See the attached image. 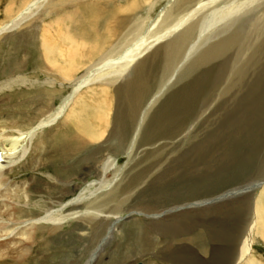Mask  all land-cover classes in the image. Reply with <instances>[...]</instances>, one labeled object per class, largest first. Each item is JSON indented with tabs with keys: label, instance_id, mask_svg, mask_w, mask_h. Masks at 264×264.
I'll return each instance as SVG.
<instances>
[{
	"label": "rangeland",
	"instance_id": "1",
	"mask_svg": "<svg viewBox=\"0 0 264 264\" xmlns=\"http://www.w3.org/2000/svg\"><path fill=\"white\" fill-rule=\"evenodd\" d=\"M9 1L0 0V25L10 19L5 11ZM22 1L14 0V12ZM135 1L139 5L130 3ZM152 1L154 6H150ZM165 1L46 0L19 26L0 35V87L20 75L36 78L32 84L15 83L0 90V98H4L0 99V124L16 117L15 113L24 116L27 106L39 105L42 97H48L44 66L38 63V46L42 28L47 27L52 33H57L59 28L64 30L54 22L59 13L80 7L89 18L96 11L98 24H94L97 30L93 32L101 40L103 28L117 7V29L122 30L121 38L117 37V56L135 46L145 50L135 60L142 61L140 67H134L132 62L122 74L112 73L114 68L107 69L100 81L81 89V102L88 106H101L105 102L110 107L111 125L99 142L74 151L66 160L61 154V141L64 135L72 134L70 123L62 131H57L56 123L37 135L35 140L46 141L35 170L37 182L33 193L40 197L29 203L37 202L40 207L39 203L45 201V180L49 178L46 173L60 174L70 186L81 184L79 177L85 173V185L101 178L97 168L103 166L102 160L108 156L117 164V180L106 189H97L98 184L90 187L95 193L82 204L71 206L60 225L39 223L35 247L25 264H84L88 260L89 264H222L224 253L233 249L235 259L238 241L231 245L227 237L235 235L240 239L252 216L253 202L264 190L260 184L241 196L222 195L234 187L264 181V169L261 170L264 164V5L251 9L248 17L241 18L236 46L207 62L190 64L196 51L157 98L149 102L165 85L179 60L175 59L170 66L166 64L163 45L194 21L197 22L196 36L204 20L218 15L214 13L229 3L241 0L208 3L189 24L151 45L159 33L160 20H155L157 23L143 33ZM195 2L172 1L168 6L173 15H178ZM122 17L126 21L119 25ZM127 21H137L142 26L134 40L132 31L127 30ZM80 25L81 29H87L88 21L82 20L76 26ZM209 29L204 34L211 38L198 52L207 42L219 38L216 36L220 32L219 24ZM246 42L249 47L241 46L239 51L238 45ZM23 60L26 64L22 69L18 65ZM236 63L240 66V75L235 69L230 71ZM83 72L84 67L76 75ZM71 87L57 79L50 96L57 104ZM36 91L42 96L40 103ZM137 91H141L139 97ZM125 94L138 98L136 102L132 100L136 104L134 109L124 99ZM93 111L88 107L82 116L87 124ZM113 126L114 131L108 137ZM52 148L56 152L51 155ZM79 161L84 163L78 165ZM113 175L112 171H106L104 179L112 180ZM77 193V190L71 192L64 202ZM206 198L197 204L200 202L196 201ZM191 202L197 206L190 205ZM22 203L21 214L27 217L30 209ZM116 217L124 218L115 221ZM90 255L95 258L89 259ZM250 255L258 264H264V240L258 235H254Z\"/></svg>",
	"mask_w": 264,
	"mask_h": 264
},
{
	"label": "bare ground",
	"instance_id": "2",
	"mask_svg": "<svg viewBox=\"0 0 264 264\" xmlns=\"http://www.w3.org/2000/svg\"><path fill=\"white\" fill-rule=\"evenodd\" d=\"M45 1L46 0H23L18 6L17 11L14 12L15 2L14 0H10L5 8L6 15L10 19L0 25V35L11 30L13 27L19 26L22 21L37 12ZM146 1L149 0H143L142 3ZM172 1L182 2L184 0H166L157 13L156 19H150V25L147 22V30L143 35L150 30L151 26L156 22L155 20H157V22L160 20L157 24L159 26V33L151 40V42L154 41L151 45L157 43L169 33L172 34L176 29L181 28L180 26L194 18L205 5L213 3L215 0H196L192 6L185 8L184 11H181L178 15H173L171 6H168ZM130 3L136 6L138 1ZM130 3L127 6H130ZM152 5L153 1L150 6ZM263 5L264 0H260L259 2L258 0H241L238 3H229V5L224 6V8L214 13L218 15L209 18L207 21L204 20L196 36H194V33L195 29H197V22L187 23L189 25L183 29L181 33L179 32L180 34L178 36L167 41L163 45V47L166 48V64L170 66L171 62L175 61V59L179 60L165 85H162V87H160L161 89L159 88L160 91L156 93L149 102L157 98L167 83L171 82L173 78L176 77L177 71H179L178 69L192 58L196 51L197 54L191 59V62L188 61L190 64L197 61L201 63L207 62L214 56L228 52L231 47L236 46L239 41V34H237L236 31L241 23V18L247 16L251 9L253 10ZM114 9L112 19L106 22V26L103 28V37L101 40L96 38L99 34L93 32L97 30V26L94 28V24L97 23L96 19L98 13L93 10L91 17L86 18L80 7L63 11L61 14L59 13L57 15L54 22L57 26L62 25L64 28L63 31L59 28L57 33H52L49 32V28H42L43 32L40 34V44L38 46V63L40 67L41 65L44 66V73L46 75L45 91L48 97L43 98L41 96V102V97L36 91L37 101L39 103L41 102L39 105L35 106V103L29 105L26 107L27 111L24 116L22 113H15L16 117L13 116L10 120L5 119L6 123L0 124V264H25V261H27L35 247L39 223L45 222L51 226L60 225L62 220L67 216L65 212L71 206L82 204L87 201L86 198H89L95 193V190H90V187L94 188L98 184L97 189H106L112 185L113 181L117 180V164L112 157L108 156L105 160H102L103 166L97 168L101 178H98L96 181H88L85 185V173H82V176L79 177L83 182L81 184L76 183L73 186L69 185V181L63 180L58 173L55 175L46 173V176L49 178L45 180V201L39 203L40 207H38L37 202H28L29 200L40 197L38 194L33 193L36 192L34 190V185L37 182L35 170L39 164V152L44 148L46 141L40 138L35 140L37 135L45 128L56 123L58 124L57 131H62L70 123L69 126L72 130V134L64 135L61 141L63 151L61 154L63 157H66V160L71 158L74 151H81L85 146L87 147L91 143L99 142L104 136V133L109 130L108 126L111 120L109 119L108 113L110 107L105 102L101 106H88L84 102H81V89L85 85L88 86L91 82L100 81L107 69L114 68L111 71L112 73L122 74L132 62H135L134 67L137 68L142 64V61H137V63L135 61L141 57L145 51L140 46H135L131 48L130 51H127V49L126 51L122 50V52L124 51L122 55L120 54L121 56H117V37L121 38L120 32L122 30L120 29L121 31L118 32L117 7H114ZM82 20L88 21L87 29H81V25L78 27ZM145 20H148V18ZM125 21L123 17L120 18L119 25L123 24ZM127 22L126 25L129 26L127 30H130L129 33L132 31V35L134 36L132 40H134L137 36L135 34L142 31L139 28L142 26H138L137 21L131 23L129 21ZM217 24H219L220 32L219 35L216 36L219 38L215 41L207 42V46L198 52L200 46L211 38H208L204 32L210 30V27L217 26ZM90 32L94 34L88 35ZM220 34L223 36H220ZM128 37H130V34ZM192 38L193 40L190 41ZM188 42L189 45L187 46ZM125 45H127V42L124 46ZM124 46H120V49L124 48ZM238 46V50L241 51L243 48L241 46L246 48V46L249 47V44L246 42ZM125 48L128 47L125 46ZM20 62L21 65H18V67H22L26 64L24 60ZM82 67H84V72L77 76L76 73H78ZM234 69L237 74L241 71L237 63L232 66L230 71L232 72ZM35 79L34 77V80ZM57 79L65 81V83H68L72 87L71 91L62 97L56 104L50 95L55 91L52 87ZM34 80H32L31 77L27 78L20 75L11 81L9 80L10 82L0 87V90L9 88L15 83L26 86L34 83ZM103 91L104 89H102V92ZM140 94L141 91H137L138 97ZM124 99L129 101L132 108L136 106L132 100H134V102L138 100L137 97L130 94H125ZM78 102H80V104H78ZM88 107L94 110V113L91 114L89 124H87L85 120H82V116ZM140 119L141 118H139L138 121ZM135 120H137V118ZM113 131L114 126L107 136L110 137ZM138 131L139 130L135 131L132 141L135 140ZM65 140L66 142L64 143L63 141ZM55 152L56 148H52L50 154L52 155ZM83 163L84 161H79L78 165ZM261 166V170L264 169V164ZM106 171H112V173L115 174L112 180L104 179ZM253 182L254 181L250 183ZM259 182L260 180L258 182L256 181V184ZM250 183L244 184L245 186L234 187L225 191V194L222 195H230L229 197H233L235 196L234 194H246L252 191V189L258 188L260 185L253 184V186H250L252 185ZM261 186L264 188L263 182ZM55 189H57V193H54ZM75 190L78 192L77 195H74L64 202V199ZM204 200H208V198L196 202L201 203ZM22 201L24 205L28 206L30 209L27 217H23L21 214L24 210ZM262 202H264V190H262L261 196H258L256 201L253 202L254 208L252 216L243 229L244 232L240 239L238 240L235 235L234 238H232V236L227 237L229 242L231 240V245H236L238 241V244L235 246L237 247V252L235 259L233 258L234 249L225 252L223 257L225 260L222 264H258V262L251 257L250 251L254 235H258L264 240V203ZM30 207L34 208L32 209ZM92 210L95 211L94 209ZM117 220L118 218L116 217L115 221ZM113 225H110L109 232L113 229ZM91 255L89 259L92 257ZM89 263L90 261L88 260V262L86 261L84 264Z\"/></svg>",
	"mask_w": 264,
	"mask_h": 264
},
{
	"label": "water",
	"instance_id": "3",
	"mask_svg": "<svg viewBox=\"0 0 264 264\" xmlns=\"http://www.w3.org/2000/svg\"><path fill=\"white\" fill-rule=\"evenodd\" d=\"M262 182H264V181H262ZM262 182H259V183H257V184H262ZM257 184H256V185H257ZM197 204L199 205V204H201V203H197ZM197 204H195V203H191L190 205H196V206H197ZM185 206H188V204L185 205ZM123 218H124V217H119L117 221H119V220L121 221V220H123ZM113 224H114V222H113L111 225H113ZM109 230H110V229H109Z\"/></svg>",
	"mask_w": 264,
	"mask_h": 264
}]
</instances>
